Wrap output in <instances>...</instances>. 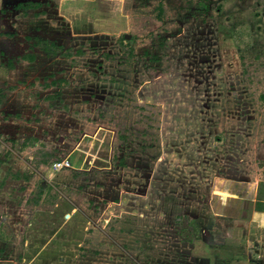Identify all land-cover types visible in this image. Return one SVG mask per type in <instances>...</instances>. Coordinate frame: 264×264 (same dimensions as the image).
<instances>
[{
    "label": "rangeland",
    "instance_id": "rangeland-1",
    "mask_svg": "<svg viewBox=\"0 0 264 264\" xmlns=\"http://www.w3.org/2000/svg\"><path fill=\"white\" fill-rule=\"evenodd\" d=\"M262 241L264 0H0V264Z\"/></svg>",
    "mask_w": 264,
    "mask_h": 264
},
{
    "label": "built area",
    "instance_id": "built-area-1",
    "mask_svg": "<svg viewBox=\"0 0 264 264\" xmlns=\"http://www.w3.org/2000/svg\"><path fill=\"white\" fill-rule=\"evenodd\" d=\"M63 167H64V163H55V164H53V168H54L55 171H58V170H60Z\"/></svg>",
    "mask_w": 264,
    "mask_h": 264
},
{
    "label": "crops",
    "instance_id": "crops-1",
    "mask_svg": "<svg viewBox=\"0 0 264 264\" xmlns=\"http://www.w3.org/2000/svg\"><path fill=\"white\" fill-rule=\"evenodd\" d=\"M251 236H254V234L252 233ZM255 237H252L251 239H254ZM262 243H264V241H262ZM260 258H263L264 260V256H261ZM234 264V263H233Z\"/></svg>",
    "mask_w": 264,
    "mask_h": 264
},
{
    "label": "trees",
    "instance_id": "trees-1",
    "mask_svg": "<svg viewBox=\"0 0 264 264\" xmlns=\"http://www.w3.org/2000/svg\"><path fill=\"white\" fill-rule=\"evenodd\" d=\"M24 9H27V7L25 5H22Z\"/></svg>",
    "mask_w": 264,
    "mask_h": 264
}]
</instances>
